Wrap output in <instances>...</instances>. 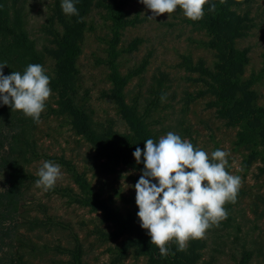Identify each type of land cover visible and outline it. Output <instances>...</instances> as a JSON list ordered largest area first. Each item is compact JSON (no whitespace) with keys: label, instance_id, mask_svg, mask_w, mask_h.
<instances>
[{"label":"rangeland","instance_id":"374dc122","mask_svg":"<svg viewBox=\"0 0 264 264\" xmlns=\"http://www.w3.org/2000/svg\"><path fill=\"white\" fill-rule=\"evenodd\" d=\"M23 7L26 28L36 47L44 55V69L54 74L55 59L49 53L55 48V37L69 16L61 9V0H19ZM253 26L237 40L239 48H248L249 61L243 80L254 78L252 89L258 103L264 106V0H253L249 6ZM152 11L139 0H93L85 16V31L80 41L81 55L75 63L76 93L85 104L95 125H111L115 130H128L118 108L111 98V69L107 63L109 41L115 40V18L130 22L118 28L116 49L117 66L127 76L125 94L128 102L137 100L140 107L154 100V90L163 80L164 99L148 118L150 127L161 138L168 132L189 140L194 148L203 149L209 157L217 149L228 153L226 171L240 177L234 203L226 202L227 216L218 225L206 230V247L202 260L213 264H236L244 249L252 250L249 264H264V146L259 141L239 143L240 126L231 125L221 115L213 92V79L208 74L188 70L185 56L193 64L202 62L215 72L217 55L209 45L210 35L200 20L184 16L179 7L171 14L162 13L154 18ZM52 92L45 102L39 122H32L26 137L34 144L37 157L27 168L39 179L37 172L44 161L61 167V177L55 186L44 191L36 180L24 190L21 220L13 250L25 254L27 264H59L68 256L56 251V246L74 247L76 239L82 251L83 264H148V258L138 255L134 248L118 258L120 248L131 234L110 238L103 233L114 230L100 210L71 203L55 190L71 188L78 191L66 165L70 161L82 173L98 195L122 216L135 209V189L132 187L142 171L130 165L108 161L100 157L85 136L78 134L72 117L56 113L58 93ZM6 172H0V188ZM48 219L63 222L65 227L47 225L30 229L27 219ZM0 251V257L8 250Z\"/></svg>","mask_w":264,"mask_h":264},{"label":"trees","instance_id":"16d2710c","mask_svg":"<svg viewBox=\"0 0 264 264\" xmlns=\"http://www.w3.org/2000/svg\"><path fill=\"white\" fill-rule=\"evenodd\" d=\"M216 10L209 11L205 4L204 16L201 23L210 35L209 45L217 55L215 72L204 67L202 62L193 64L191 58L185 56L184 65L190 71H199L208 74L213 79V92L221 115L231 125L240 126L238 132L239 143H253L259 141L264 146V106L258 103V96L251 87L254 78L243 80L245 66L249 61L248 48H239L237 40L247 34L253 26L249 6L253 0H214ZM93 0H79L75 6L79 15L69 16L64 21V30L59 33L50 29L55 37L56 46L49 50L55 59L54 74L50 77V84L58 93L56 113H67L72 117L75 131L85 136L94 147L96 153L108 161L130 165L142 170L143 163H137L132 153L136 147L144 148V141L151 138L159 140L158 134L150 127L148 118L153 109L158 107L164 91L163 80L154 90L156 94L145 109L135 100L128 102L125 94L127 76L121 75L116 60L118 51V28L130 22L128 19L115 18V40L109 41L107 63L111 69L112 87L110 96L115 102L118 111L125 121L128 130L120 132L111 125H95L88 108L77 97L75 63L81 55L80 41L85 31V16L90 12ZM0 63H6L3 68L5 75L13 71L23 72L29 64H40L44 68V55L37 49L26 28L23 7L19 0H0ZM34 122L31 117L25 116L22 111L13 110L9 105H0V172H6L5 182L0 188V251L4 246L8 250L0 257V264H27L25 254L19 249L13 250L21 220L24 190L37 177L27 168L37 152L34 144L26 137L27 127ZM78 187V191L71 188H58L55 191L65 196L71 203L88 206L100 210L103 218L114 226V230L103 233L110 238H118L126 233L132 238L123 242L117 248L118 258L126 255L127 250L134 248L138 255L148 258V264H213L210 260H202V251L206 247L203 238L190 239L183 251H177L176 242L169 241L166 247L170 250L167 256L162 257L159 248L151 244L147 230L140 227L137 217L138 206L132 213L122 216L92 188L87 178L74 165L63 158L59 159ZM143 161V155L141 157ZM136 204V203H135ZM30 229L41 228L47 225L63 228V222L53 218H33L26 220ZM56 251L67 255V260L59 264H83L82 251L76 239L74 247L56 246ZM253 257L252 250L244 249L236 264H249Z\"/></svg>","mask_w":264,"mask_h":264},{"label":"clouds","instance_id":"9594fccd","mask_svg":"<svg viewBox=\"0 0 264 264\" xmlns=\"http://www.w3.org/2000/svg\"><path fill=\"white\" fill-rule=\"evenodd\" d=\"M152 11L154 18L162 13L171 14L178 7L186 18L193 21L204 16V5L216 10L214 0H139ZM221 3L224 0H220ZM79 0H61V9L68 16L79 15ZM0 63V105L39 122L45 102L51 95L50 77L40 64H29L21 72L5 75ZM165 97L162 95L161 99ZM136 162L143 163L135 189V203L140 227L147 230L151 244L162 257L170 250L169 241H175L177 251H183L190 239L203 238L207 229L226 218V202L234 203L240 187V177L226 171L228 153L217 149L209 155L201 148L168 132L157 142L149 138L143 150L136 147L132 153ZM143 155V161L141 157ZM36 186L44 191L52 189L61 177V167L44 161L39 168Z\"/></svg>","mask_w":264,"mask_h":264}]
</instances>
